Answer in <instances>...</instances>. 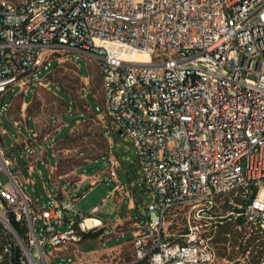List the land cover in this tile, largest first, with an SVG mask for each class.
<instances>
[{
  "label": "built area",
  "instance_id": "obj_1",
  "mask_svg": "<svg viewBox=\"0 0 264 264\" xmlns=\"http://www.w3.org/2000/svg\"><path fill=\"white\" fill-rule=\"evenodd\" d=\"M61 52L98 61L104 135L133 145L134 185L152 198L121 264H246L253 245L239 252L250 237L262 242L256 264H264V0H0L3 114L6 95ZM59 131L22 140L30 167L36 149L44 157L48 142L55 148ZM4 148L0 131V264H98V252L79 245L84 235L116 231L96 217L112 192L84 215L76 206L84 195L64 193L58 177L60 193L41 205L26 195ZM105 159L118 190L110 146ZM229 195L238 201L229 198L231 211L222 212ZM226 219L229 242L243 234L233 260L230 245L220 255L215 242Z\"/></svg>",
  "mask_w": 264,
  "mask_h": 264
},
{
  "label": "rangeland",
  "instance_id": "obj_2",
  "mask_svg": "<svg viewBox=\"0 0 264 264\" xmlns=\"http://www.w3.org/2000/svg\"><path fill=\"white\" fill-rule=\"evenodd\" d=\"M10 1L18 3L21 0ZM58 85L71 98L74 106L70 98L56 87ZM101 99L98 61L69 52L56 54L48 70H41L35 81L26 87L16 85L3 99V104L13 101L9 114H3L0 108L4 158L12 162L11 170L29 198L38 200L41 205L52 202L60 191L52 181L58 178V174H62L66 178L61 186L62 191H72L75 196L84 195L76 206L80 213L89 215L94 206L115 187L106 173L109 164L105 158L109 146L118 162V180L126 186L130 180L135 186V174L140 169L136 163L135 148L130 142L118 135L113 136L110 132L105 135L106 138L103 137L98 119L105 125H108V121L100 110ZM83 111L86 114L80 115ZM91 112L98 119L92 117ZM55 128L60 129L54 137L55 148L48 142L44 157L43 152L36 149L37 164L30 167L23 157L22 140L32 138L37 131L41 136L52 133ZM15 145L20 147L16 149ZM96 160L98 161L95 162ZM58 162L59 170L56 171ZM130 199L129 203L126 199L121 204V200L116 201L114 196L109 198L96 217L109 221L117 217L124 219L129 212L132 217L141 219L138 211L142 214L152 202L150 193L138 188L133 194L130 190ZM100 234L105 236L102 241L99 239ZM113 235L109 229L95 235H84L79 249L83 253L98 252L94 259L98 264L105 260L107 264L129 262L132 248L125 242L132 238L131 234L123 237ZM221 247L220 245L219 248ZM232 250L231 247L228 251L230 260L239 256V253L235 254ZM221 251L219 250V254L224 255ZM55 261L59 263L61 258L57 256Z\"/></svg>",
  "mask_w": 264,
  "mask_h": 264
},
{
  "label": "trees",
  "instance_id": "obj_3",
  "mask_svg": "<svg viewBox=\"0 0 264 264\" xmlns=\"http://www.w3.org/2000/svg\"><path fill=\"white\" fill-rule=\"evenodd\" d=\"M78 71V70H77ZM98 73H99V78H100V81H101V85H102V77H101V74H100V72H99V68H98ZM78 75H79V77H80V74H79V72H78ZM81 78V77H80ZM57 88H59L65 95H66V93L63 91V89L61 88V86H56ZM66 96H68V95H66ZM69 97V96H68ZM70 98V97H69ZM70 101H71V103H72V100H71V98H70ZM12 102L13 101H10L9 103L11 104V106H12ZM101 105H102V99H101V103H100ZM11 106H10V108H9V110H8V113L7 114H9L10 113V110H11ZM23 106V104L21 105V107ZM72 106H74L73 105V103H72ZM21 109L22 108H20V110L19 111H21ZM25 111H27V108L25 109ZM86 113L83 111V112H81L80 113V115H85ZM91 114H92V117H95V118H97L94 114H93V112H91ZM98 119V118H97ZM98 121H99V123H100V125H101V128H102V133H103V137H105V135H104V123L100 120V119H98ZM38 138H41V136L40 137H38ZM106 138V137H105ZM107 154V153H106ZM105 154V155H106ZM104 157V156H103ZM98 160H96L95 162H97ZM59 170V162L57 163V170L56 171H58ZM63 175L62 174H58V177H62ZM66 179V178H65ZM59 193H60V191H59ZM229 198H233V200H234V202H237L238 200H237V198H235V197H233V196H231V195H229V196H224V197H222V202H223V204H222V212H229V211H231V206L228 204V200H229ZM226 223L223 225V226H220L219 227V230H218V233H217V237L215 238V242H217V243H219L222 247L220 248L221 250L223 249H225L228 245H230L231 247H233L234 245H235V243H236V237H238V236H243V234H234V235H232V237H231V240H230V242H229V240L225 237V235L228 233V231H229V229H230V226H231V222L232 221H230L229 219H226ZM240 221V220H239ZM170 229H171V232L172 233H176V234H178V232H176V230L173 228V227H170ZM132 239V238H131ZM131 239L129 240V241H127V242H125L126 244H128V245H130V241H131ZM172 240H175V236L174 237H172ZM255 240H256V238L255 237H250L249 239H247V241H246V244L244 245V246H241V248H240V252L239 253H244L245 251H247L248 250V248L250 247V246H252L253 245V249H252V251L250 252V254H249V261L246 263V264H256L257 263V261H258V259H259V257H260V255H261V252H262V242H258V243H255ZM124 244V243H123ZM222 253V252H221Z\"/></svg>",
  "mask_w": 264,
  "mask_h": 264
},
{
  "label": "crops",
  "instance_id": "obj_4",
  "mask_svg": "<svg viewBox=\"0 0 264 264\" xmlns=\"http://www.w3.org/2000/svg\"><path fill=\"white\" fill-rule=\"evenodd\" d=\"M107 173V172H106ZM127 174V172H125ZM120 188L118 190L112 189L109 192H112V195L109 197H113L115 198L116 201L121 200V204L127 199L128 203L130 202V190L133 194H135L136 189H141V191L143 192H147L146 190H144L142 187H136L133 186L131 181L129 180V185L126 186L125 184H123L120 180ZM108 192V193H109ZM125 194V197H123ZM106 197V196H105ZM104 197V198H105ZM108 198V199H109ZM107 199V200H108ZM107 202V201H106ZM134 203L136 204L135 198H134ZM99 204V203H98ZM97 204V205H98ZM106 204V203H105ZM96 205V206H97ZM95 207V206H94ZM129 211V210H128ZM139 216L141 217V219L139 217L134 218L130 215V213L128 212V214L125 216L124 219L117 217L114 220H110L112 222V229L116 228V231L113 233V236L119 237V235L125 236L126 234H131V237L133 236V234L139 230L140 226L142 225V223L144 222V218H145V212H143L142 214L138 211ZM106 220V219H105ZM112 231V230H110Z\"/></svg>",
  "mask_w": 264,
  "mask_h": 264
},
{
  "label": "bare ground",
  "instance_id": "obj_5",
  "mask_svg": "<svg viewBox=\"0 0 264 264\" xmlns=\"http://www.w3.org/2000/svg\"><path fill=\"white\" fill-rule=\"evenodd\" d=\"M136 58L139 60H146V62L149 61V57L147 55H144V54H138V55H136ZM86 223L88 226L90 225V221H87Z\"/></svg>",
  "mask_w": 264,
  "mask_h": 264
},
{
  "label": "water",
  "instance_id": "obj_6",
  "mask_svg": "<svg viewBox=\"0 0 264 264\" xmlns=\"http://www.w3.org/2000/svg\"><path fill=\"white\" fill-rule=\"evenodd\" d=\"M118 134H120V133H118Z\"/></svg>",
  "mask_w": 264,
  "mask_h": 264
}]
</instances>
